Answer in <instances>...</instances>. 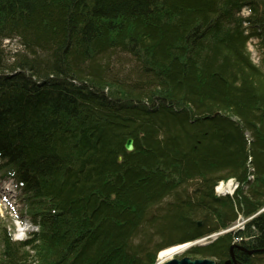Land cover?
Returning a JSON list of instances; mask_svg holds the SVG:
<instances>
[{
  "label": "trees",
  "instance_id": "16d2710c",
  "mask_svg": "<svg viewBox=\"0 0 264 264\" xmlns=\"http://www.w3.org/2000/svg\"><path fill=\"white\" fill-rule=\"evenodd\" d=\"M13 39L0 160L38 229L0 219V264H153L238 214L186 254L264 264V0H0V59Z\"/></svg>",
  "mask_w": 264,
  "mask_h": 264
},
{
  "label": "rangeland",
  "instance_id": "374dc122",
  "mask_svg": "<svg viewBox=\"0 0 264 264\" xmlns=\"http://www.w3.org/2000/svg\"><path fill=\"white\" fill-rule=\"evenodd\" d=\"M242 11L243 10L240 11L241 14L242 13L244 15L249 14V13H247L246 10H244L243 12ZM240 13H238V14H240ZM254 42H250L247 45V51H250V53H249L250 59L253 62L258 64V61H259L258 59H260L259 54H258L259 51L255 48ZM2 46L4 47V50H5V56H2L0 59L1 60L0 62H2L1 63L2 65L0 66V70L2 72H4V74H8L9 76H12L15 74L17 75L18 73L11 72V71L8 72L3 68L6 66V64L7 65L10 64V62H12L14 60L13 58L8 59V57L12 53H14L15 50H21L22 49L21 45L17 42L16 39H13V40H11V42L8 40L3 41ZM9 53H11V54H9ZM126 57L129 58L128 56H126ZM29 74H30V72H29ZM19 75L20 74H18L17 76H19ZM32 76H31V78L33 79L34 77H32ZM42 83H43L42 85H44L46 87L48 84H51L52 82H51V80H49V81L47 80V81H43ZM42 85L40 84V86H42ZM61 85L65 86L66 84L64 82H61ZM247 149H248V147H247ZM2 185L4 187V190L0 189V192L4 191V192L8 193V196H10V198H11V203H8L7 201L0 200V212L4 216L6 222L11 224V226L12 225L17 226L18 223L21 225L20 227L29 226L28 216L23 211H22V213H20L21 212L20 210L23 206H22V202L20 201L18 193H16L14 191V186H13L14 184L11 181L6 180L2 183ZM6 187H9L10 190L6 189ZM15 223H17V224H15ZM207 241H209V240H207ZM157 257H158V255H157ZM158 259H159V257H158Z\"/></svg>",
  "mask_w": 264,
  "mask_h": 264
},
{
  "label": "bare ground",
  "instance_id": "6f19581e",
  "mask_svg": "<svg viewBox=\"0 0 264 264\" xmlns=\"http://www.w3.org/2000/svg\"><path fill=\"white\" fill-rule=\"evenodd\" d=\"M238 15H240V14H238ZM242 17H244L245 19H244V24H248L249 23V20H250V18H251V15H249L248 17H246V16H244V15H241ZM5 41V40H4ZM16 51V50H15ZM15 53V52H14ZM14 53H12V55L10 56V57H8V59H10V58H13L14 59ZM11 72H17L18 70H19V68H17L16 66H11ZM3 81H6V80H4L3 79ZM225 233H231L229 230H226V229H221V230H219V231H217V230H215V231H212V232H210L209 234L210 235H212L214 238L216 237H220V236H222L223 234H225ZM183 248V245H175V246H171V247H168V248H165V249H163V250H161L160 252H159V254H158V257H159V259L160 260H164V259H166V258H169L170 256H173L174 254H176L178 251H180L181 249Z\"/></svg>",
  "mask_w": 264,
  "mask_h": 264
},
{
  "label": "water",
  "instance_id": "95a60500",
  "mask_svg": "<svg viewBox=\"0 0 264 264\" xmlns=\"http://www.w3.org/2000/svg\"><path fill=\"white\" fill-rule=\"evenodd\" d=\"M132 144H133V140L131 138H129L125 143V148L127 150H131ZM164 264H215V262H214V260H212L210 258L191 259V258L185 256V257H182L180 259L173 258L171 260H168Z\"/></svg>",
  "mask_w": 264,
  "mask_h": 264
},
{
  "label": "flooded vegetation",
  "instance_id": "af4514ba",
  "mask_svg": "<svg viewBox=\"0 0 264 264\" xmlns=\"http://www.w3.org/2000/svg\"><path fill=\"white\" fill-rule=\"evenodd\" d=\"M230 263L235 264V262L232 259H229V260L226 261V264H230Z\"/></svg>",
  "mask_w": 264,
  "mask_h": 264
}]
</instances>
